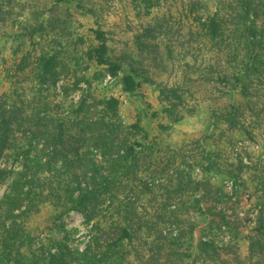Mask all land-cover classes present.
Returning a JSON list of instances; mask_svg holds the SVG:
<instances>
[{"label": "trees", "instance_id": "1", "mask_svg": "<svg viewBox=\"0 0 264 264\" xmlns=\"http://www.w3.org/2000/svg\"><path fill=\"white\" fill-rule=\"evenodd\" d=\"M234 2L231 26L218 12L197 11L199 41H189L187 50L196 58L210 54L212 61L198 71L199 79L189 78L190 87L164 85L137 67L126 73L127 57H111L101 28L96 44L87 48L89 59L119 78L127 93L143 83L155 86L162 114L172 123L206 106L210 131L180 154L162 148L140 121L121 124L117 99L106 100L90 123L88 99L78 107L72 101L81 82L89 81L78 78L70 65L86 41H72L68 28L61 36L51 22L28 31L33 36L51 32L53 41L37 56L32 99L27 101L25 86L16 84L29 68L31 52L6 76L13 87L0 94V159L10 146L16 160L22 158L15 173L0 168V183L10 181L0 198V264H229L224 257L230 254L239 264H264V160L252 153L260 146L256 131L264 128V0ZM53 95L62 101L54 103ZM233 95L241 101L217 105L216 100ZM177 160L180 166L173 168ZM196 168L204 173L201 179L194 176ZM214 175L247 190L254 182L249 195L256 202L245 217L238 216L240 200L222 205ZM46 205L59 219L71 210L82 214L88 227L83 248L74 247L67 231L62 238L42 239L27 230Z\"/></svg>", "mask_w": 264, "mask_h": 264}, {"label": "rangeland", "instance_id": "2", "mask_svg": "<svg viewBox=\"0 0 264 264\" xmlns=\"http://www.w3.org/2000/svg\"><path fill=\"white\" fill-rule=\"evenodd\" d=\"M194 4H199L197 10L193 9ZM230 4L236 7L234 0H64L62 2L60 0H0V94L13 87L12 83L6 80V76L15 70L16 65L22 61L23 55L31 52L29 68L25 76H22L16 84L25 86L28 93L27 101L32 99L30 89L35 83L33 69L36 68L37 56L44 44L53 41V34L39 31L33 36L28 31L51 22L61 36H64L61 29L68 28L72 33V41L78 38L86 41L80 46L81 50L73 54L70 65L78 78L84 76L89 81L81 82V88L72 95L75 107L81 104L82 99H88L89 111L86 115L91 119L89 122L92 123L101 114L106 100L117 99L120 102L121 124L130 126L140 121L147 133L159 137L162 148L170 147L180 154L182 149L195 147V141L210 131L206 106L201 105L196 114L187 115L184 120L172 123L162 114L159 91L155 86L143 83L138 91L127 93L119 78L114 77L106 67L98 65L96 60H90L86 51L92 43L96 44V30L101 28L108 35L111 57L114 59L127 57L124 62L126 73L131 67H137L164 85L190 87L189 78L199 79L198 71L206 68L209 64L208 59L212 61L210 54L196 58L191 55L190 49L187 50L189 41H199L196 13L197 11H208L211 14L218 12L226 19L228 26H231L234 13ZM201 7L205 9L202 10ZM90 11L96 12L98 16H92ZM230 37L228 36V40ZM168 47L171 54L168 53ZM194 83L196 84L192 85L199 84L197 81ZM60 85L62 83L57 87V93H62ZM261 91L264 94V85ZM201 94H205L206 100H210L207 88H202ZM49 99L54 103L62 101L57 95ZM226 100L229 103H239L241 98L239 95H233L228 99L223 97L216 100V103L223 105ZM244 102L242 101L243 104ZM257 106L261 107V104ZM75 131L77 132L78 129L76 128ZM256 133L260 135L258 144L261 147L252 148V153L263 163L264 128ZM19 135L17 134L18 137ZM242 138L244 137L238 136V139ZM17 158L15 148L10 146L0 159V168L12 173L21 170L22 158L19 157L18 161ZM170 158L171 155L168 159ZM180 163V160H177L173 168L180 166ZM56 165L57 168L62 166L60 162ZM194 174L196 178L204 177V173L199 168H196ZM210 178L222 190L220 192L222 205L240 200L242 207L239 208L238 216L245 217L250 205L256 202L255 197L249 195L250 191L253 192L251 187L254 186V182L247 190L222 175H214ZM9 183L10 181L0 183V198L3 197ZM162 192L163 190H160L157 193L156 199L159 201L162 199L159 193ZM228 209L232 212L231 207ZM253 213L255 219L257 211ZM58 216L59 214L50 205L42 206L39 213L28 221L27 230L42 239L47 236L62 238L67 231L72 236L74 247L83 248L88 227L84 224L82 214L71 210L61 219ZM194 216L191 214L192 218ZM61 224L64 229L58 230L57 226ZM254 225L255 223L248 226L249 232ZM50 227L54 230L51 231ZM232 255L225 256V261L229 264H239ZM216 264L226 263L218 261Z\"/></svg>", "mask_w": 264, "mask_h": 264}]
</instances>
